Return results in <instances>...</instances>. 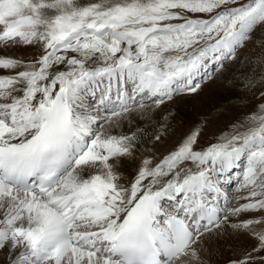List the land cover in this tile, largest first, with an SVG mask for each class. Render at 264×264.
I'll use <instances>...</instances> for the list:
<instances>
[{
	"label": "snow or ice",
	"instance_id": "obj_1",
	"mask_svg": "<svg viewBox=\"0 0 264 264\" xmlns=\"http://www.w3.org/2000/svg\"><path fill=\"white\" fill-rule=\"evenodd\" d=\"M249 45L264 0H0V264H264V86L207 146L142 126Z\"/></svg>",
	"mask_w": 264,
	"mask_h": 264
},
{
	"label": "bare ground",
	"instance_id": "obj_2",
	"mask_svg": "<svg viewBox=\"0 0 264 264\" xmlns=\"http://www.w3.org/2000/svg\"><path fill=\"white\" fill-rule=\"evenodd\" d=\"M10 54L23 55L25 58H27L28 56L38 58V56L40 55V52L36 49H18V50H11ZM246 54H247V51H245L242 55L246 56L248 60H244V61L242 60L243 62H240V64L238 66H235L234 69L229 70V71L223 73L222 75L219 74V75H221V79L219 81H215L214 84L204 85L203 94H201V95L198 94V96L197 95H190V96H185V97L182 96V97H180V99H182L185 102H186V100L189 101L190 99H192L193 101H191V102L193 104H196V105L201 104L202 105L203 102L204 103L208 102V99H210L211 97L215 96L216 98H218L217 103L214 104L213 112L206 114V116L209 118V120L214 124L221 121V118L219 116H220V114L224 113L223 111H225V110H223V109L228 110L230 107H232V109L240 110L241 108L239 106L243 107V105L246 102L250 101L252 97L258 96L259 95L258 89H261L262 86H264V83H263L264 80H261V77H262L261 67H262V65L258 64L257 60H256V57L258 56L257 54H261L260 49L258 48L256 50H250V51H248V54L247 55ZM5 71H7V70H5ZM233 77H235V79ZM246 77L252 79L251 85L249 84V79H247ZM175 101H177V100H175ZM215 102H216V100H215ZM173 103H174V101H171L170 104H168V105L165 104L162 106L163 111L169 112V113H167L168 119L165 120V122L163 124L155 125V126H153V125L146 126L145 125L147 123L149 125L150 122H153L155 118H159L160 116H152L150 119H148L149 121L144 120L142 123V126L147 130V133H146L144 139L147 142L148 147H153V144H154V151L156 152L158 159L160 157L162 158L164 155H167L171 150H169L168 147L161 146V142H154V141L150 140L149 137H153L156 134H162L163 135L162 141L163 142L165 141V142H167V144L169 146L170 145L172 146L175 144L176 141H178V139H177L178 134H180V132L183 133L182 131H176L172 134V130H173L172 124L174 122L173 120H175L174 118H172V115H175L176 110L179 108V105H177L175 103L173 104ZM221 104H223V105H221ZM168 106H170V108ZM157 112L155 114H157ZM201 112H202V110H201ZM223 117H224V115H223ZM227 117H229V116H227ZM233 117H237V115H233ZM161 125H164V127L166 128V131H164L161 128ZM169 125H171L170 128H169ZM136 163H138V161H136L133 164H126L125 165L124 172L126 173V175L128 176L129 179H131L133 176L132 169L136 166ZM227 187L229 190H232V188H233V186H231V185H229V186L227 185ZM237 194L238 193H236V195ZM166 206L171 207L170 202H166ZM250 243H252V242L247 241V240L244 241L245 245L250 244ZM218 256L219 255L212 257V264H224L223 258L218 257ZM216 258H219V259L216 260Z\"/></svg>",
	"mask_w": 264,
	"mask_h": 264
},
{
	"label": "rangeland",
	"instance_id": "obj_3",
	"mask_svg": "<svg viewBox=\"0 0 264 264\" xmlns=\"http://www.w3.org/2000/svg\"><path fill=\"white\" fill-rule=\"evenodd\" d=\"M90 2H100V0H85V3H90ZM110 3L112 2H115V0H109ZM258 49L255 48L254 50ZM250 50H253L252 49V45H249V48L248 50H245L247 51V54H248V51ZM245 51L241 52L239 54L240 58L233 62V63H230L227 67L229 70H232L235 68V66H238L240 64V62H243L244 60H248V59H245L246 56L242 55ZM261 52V50H260ZM246 54V55H247ZM258 56L256 57V60L257 58L261 55V54H257ZM244 56V57H243ZM243 60V61H242ZM236 64V65H235ZM234 65V66H233ZM233 67V68H232ZM262 69V76H264V65H262L261 67ZM228 70V71H229ZM227 72V71H226ZM225 73V72H224ZM221 79V75L217 74V77L212 80V81H209V82H206L202 85V88L201 90L196 93V94H190V95H201L203 94V87L204 85H207V84H214L215 81H219ZM264 83V82H263ZM190 95H184L183 97L185 96H190ZM182 97V96H180ZM180 97H177L176 100L178 101H174L175 104L179 105V108L176 110L175 112V115H172V118H174L175 120H171L173 122V130H172V134L176 131H182L183 133L180 132V134H178L177 136V139L178 141L175 142L174 145H168L167 142H163L162 140L160 141L161 142V146H164V147H168L169 150H174L175 147L178 145V143L180 142L181 138L184 137L187 133L191 132L192 130H194L198 125L200 126H203V133H202V136L199 138L200 139V143L204 146H207V143L208 142H215L216 140V136H213V134H217V136L224 132V131H227L231 125L233 123H236L237 121L243 119V118H246L252 114H254V112L256 111V106L261 103V99H260V96H254L251 98L250 101L246 102L243 107L242 106H239L241 109L240 110H237V109H232V107H230L228 110L227 109H223L225 111H223L224 113L223 114H220V118H221V121L214 124L212 123L209 118L206 116L207 113H211L213 112V107H214V104L217 103L218 101V98H216L215 96L214 97H211L210 99H208V102H203L202 105L201 104H193L191 101H193L192 99H190L189 101L186 100L183 101L182 99H180ZM223 98V97H222ZM216 100V102H215ZM171 101L169 102H166V105L170 104ZM173 103V104H174ZM181 103V104H180ZM193 104V105H192ZM204 104V105H203ZM209 104V105H208ZM181 105V106H180ZM202 107H201V106ZM208 105V106H207ZM223 105V104H221ZM170 108V106H168ZM232 109V110H231ZM244 109V110H243ZM202 110V112H201ZM215 110V109H214ZM235 110V111H234ZM158 111V112H157ZM157 111H154L152 112L151 114V117L152 116H160L159 118H155L153 122H150V124L148 125L145 124L146 126H155V125H160V124H163L165 122V119L164 117L167 116V113H169L168 111H163V109L161 108V110H157ZM178 111V112H177ZM229 111V112H228ZM157 112V114H155ZM163 112V113H162ZM231 112V113H230ZM219 113V112H218ZM230 114V115H229ZM232 114V115H231ZM224 115V117H223ZM233 115H237V117H233ZM210 116V115H209ZM229 116V117H227ZM229 118V119H228ZM146 121H149L148 118L145 119ZM177 121V122H176ZM171 127V125H169V128ZM163 144V145H162ZM161 158V157H160ZM159 158V159H160ZM229 186V185H228ZM233 186V185H231ZM231 191V190H230ZM239 194V193H238ZM237 194V195H238ZM220 257V256H218ZM219 259V258H216V260Z\"/></svg>",
	"mask_w": 264,
	"mask_h": 264
}]
</instances>
